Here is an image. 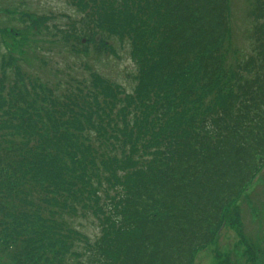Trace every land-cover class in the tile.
Here are the masks:
<instances>
[{"label":"trees","instance_id":"obj_1","mask_svg":"<svg viewBox=\"0 0 264 264\" xmlns=\"http://www.w3.org/2000/svg\"><path fill=\"white\" fill-rule=\"evenodd\" d=\"M65 1L82 27L25 12L0 27V264H195L264 172V0H248V55L231 0ZM52 31L77 54L128 45L133 91L31 79L27 50Z\"/></svg>","mask_w":264,"mask_h":264},{"label":"rangeland","instance_id":"obj_2","mask_svg":"<svg viewBox=\"0 0 264 264\" xmlns=\"http://www.w3.org/2000/svg\"><path fill=\"white\" fill-rule=\"evenodd\" d=\"M246 9L245 0H232L234 42L249 54L252 47L249 40L245 38V31L249 25L251 29V22L246 18ZM23 12L51 17L50 25L63 30L70 29L72 27L70 25L82 27L83 15L65 0H0V27L23 29L24 25L18 16ZM31 45L32 50H27L28 61L24 64L23 70L31 79L38 80L40 85L52 89L55 94H64L68 85L74 83L71 79L89 85L94 76L119 85L126 91H133L136 70L128 45L114 41L112 46L116 49L115 55L99 54L92 46H89L88 54H77L70 49L69 45H64L60 41L55 31L39 34L33 39ZM1 47L2 53L6 56L11 54L5 46ZM242 205L240 215L243 223L239 231L249 240L250 244L247 246L255 247L257 260L263 262L260 264H264V175L250 187L240 207ZM79 223L83 224L79 227L81 229L83 227L85 234L94 242L100 234L98 223L92 217L81 220ZM243 246L240 244L238 228L231 227L229 224L219 245L211 250L201 264H222L229 258L232 263L245 264L250 256H245L246 248ZM215 251L224 253L225 257L219 261Z\"/></svg>","mask_w":264,"mask_h":264}]
</instances>
